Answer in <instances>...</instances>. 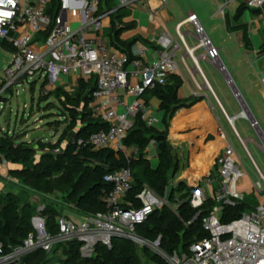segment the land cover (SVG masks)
Returning <instances> with one entry per match:
<instances>
[{"label":"built area","instance_id":"built-area-1","mask_svg":"<svg viewBox=\"0 0 264 264\" xmlns=\"http://www.w3.org/2000/svg\"><path fill=\"white\" fill-rule=\"evenodd\" d=\"M50 1L0 0V13H7L0 15V50L5 74L0 100L6 99L5 94L13 88L35 84L38 77V82L44 78L47 95L62 86L64 77L75 76L78 82L93 81L90 108L96 117L109 124V128L92 134L87 142L95 150H112L133 158L131 154L128 155L130 148L125 146V140L136 117L141 115L149 127L156 124L152 108L143 102L147 92L153 91L158 84H165L172 74L186 73L198 90L206 87L213 93L200 68L198 52L205 51L208 60L217 62L220 51L207 36L197 15L191 14L177 28V35L189 59H177L179 45L164 34L159 39L160 60L145 63L141 59H131L101 39L103 20L111 14L100 12L101 0H83L80 11L82 20L78 29L72 28L61 13L57 17L49 14ZM118 2L121 7H129L133 3L132 0ZM162 2L166 4L167 0ZM231 4L244 5L248 10L260 12L264 22V0H226L219 13L225 14ZM187 25L193 28L197 40L193 47L185 41ZM87 32L96 37L88 39ZM6 51L11 57H6ZM198 77L202 79V84L198 82ZM261 83L264 86V72ZM17 95L21 94L17 92ZM0 110L3 107L0 106ZM241 116L253 130L259 129V123L245 111ZM229 123L256 172L257 180H252L254 192L261 195L258 198L264 201V174L255 164L246 140L239 135L230 119ZM217 137L226 142L218 168L193 188L189 198L195 210H201L207 203L213 205L202 218V226L209 236L197 240L187 250L167 254L161 248L162 237L156 242H149L137 235V225L144 223L158 208L169 206V201L145 187L139 196L142 207H133L128 200L134 183L133 174L130 169L123 168L105 178L107 183L113 185V190L101 199L106 205L105 213L86 216L80 221L61 216L57 219V235L51 234L46 219L36 214L32 219L34 232L22 246L7 251L0 241V264H23V259L36 250L50 254L55 246L70 242L81 244L83 258H92L98 245L112 248L113 240L117 238L130 240L142 249L148 248L167 264H264V202L249 209L250 213L245 212L239 219L223 223L226 208L236 207L246 200L238 186L247 170L222 127L218 128ZM43 209L39 208V211ZM200 216L201 213L195 220Z\"/></svg>","mask_w":264,"mask_h":264},{"label":"trees","instance_id":"trees-1","mask_svg":"<svg viewBox=\"0 0 264 264\" xmlns=\"http://www.w3.org/2000/svg\"><path fill=\"white\" fill-rule=\"evenodd\" d=\"M61 8L60 0H51L48 12L57 17ZM247 10L246 6L240 5L234 19L238 21ZM227 22L230 23V19L227 18ZM234 29L244 31L245 44L249 47L250 39L245 26L239 25ZM183 84L181 76L172 74L165 84H158L153 91L144 95L161 101V110L165 112L163 123L167 128L181 106L178 92ZM93 89V81L79 80L76 96H71L63 88L49 94L65 106L68 113L64 119L68 126L56 142L44 138L28 142L23 141L26 136L6 132L0 134L1 159L21 167L10 171V179L17 181L21 190H30L40 196L63 195L78 214L93 217L106 212V205L101 199L113 190V185L105 181L106 176L128 168L134 179L128 197L133 207H142L139 196L145 187L169 201V206L158 208L144 223L137 225L139 237L149 242H156L162 237L161 248L167 254L187 250L197 240L208 237L209 233L202 226V218L213 205L207 203L201 210L193 209L189 198L194 189L185 183L172 184L179 171V160L173 154L167 131L159 132L147 126L138 115L125 140L127 148L137 150V158H128L124 153L117 154L112 150H95L87 142L92 134L109 128V124L96 117L90 108ZM152 142L157 145V167H153L147 158ZM247 210L246 202L226 208L223 223L239 219ZM199 213L201 216L195 220ZM36 214L46 219L51 234H58L57 219L61 216L56 206L47 205L39 211L32 202L23 200L22 193L9 191L4 196L0 195V241L7 251L22 246L34 232L32 219ZM80 247V243L70 242L57 245L55 251H62L64 264H167L158 254L148 248L142 249L127 239H114L112 248L98 245L92 258H83ZM53 253L54 250L47 254L39 249L27 255L22 263L52 264Z\"/></svg>","mask_w":264,"mask_h":264},{"label":"crops","instance_id":"crops-1","mask_svg":"<svg viewBox=\"0 0 264 264\" xmlns=\"http://www.w3.org/2000/svg\"><path fill=\"white\" fill-rule=\"evenodd\" d=\"M132 1L131 6L121 7L118 0H112L111 3L101 0V13H111L103 20L101 35V39L109 47L133 59H141L145 63L157 62L160 60L161 51L159 39L162 35L168 34L174 44L179 45L177 59H189L177 35V28L182 21L191 14H195L205 28L207 36L220 51V59L217 62L208 60L205 51L198 52L200 68L213 93L206 87L198 90L189 74H178L184 80L178 92L182 103L170 120L168 128L163 123L165 112L161 110V101L149 95L143 98L144 104L152 108V115L156 119L154 128L159 132L167 131L173 154L179 160V171L172 179V184L185 183L194 188L203 183L205 177L216 171L226 147V142L217 137L219 127L226 132L242 162L244 160L246 163L249 162V169L252 171L254 167L247 155L243 153V147L234 144L236 138L229 119L240 135L237 123L246 121L248 126L247 120L241 116L247 105L248 116L259 123V129L254 131L261 143L247 139L246 146L250 152L249 141H252L264 154V86L261 83L264 55L260 56L264 50V22L261 13L247 10L236 21L234 18L240 4H231L226 8L225 14L219 13L226 0H167L166 4L162 0ZM60 3L62 5L60 13L64 20L72 28H80L83 0H60ZM227 18L230 19V23L227 22ZM239 25L245 26L248 32L249 47L245 44L244 31L234 29ZM185 30L187 31L186 43L190 47L195 46L197 40L193 28L187 25ZM86 36L88 39L96 37L91 32H87ZM202 64L205 65V69ZM190 65H193L191 61ZM222 67H225L226 71ZM227 75L233 80L232 86L226 80ZM198 82L203 83L200 77ZM77 84L78 79L70 76L66 81L63 80L60 88H70ZM216 100L222 109L217 105ZM131 120L134 121L132 118ZM130 154L133 158L139 155L134 148L130 149L128 155ZM250 154L252 156L251 152ZM147 158L153 167L158 166L155 142L151 143ZM252 158L255 162L253 156ZM3 164L7 162L4 160ZM255 164L257 165L256 162ZM8 165H10L7 169L9 173L12 169L19 168H12L9 163ZM242 192L248 193L249 198L253 199L248 200L254 202L249 204L245 200L249 209L264 202L255 195L251 183L248 190ZM68 217L74 221L81 220L75 215Z\"/></svg>","mask_w":264,"mask_h":264},{"label":"rangeland","instance_id":"rangeland-1","mask_svg":"<svg viewBox=\"0 0 264 264\" xmlns=\"http://www.w3.org/2000/svg\"><path fill=\"white\" fill-rule=\"evenodd\" d=\"M250 12V10H248ZM6 57H11L9 51H6ZM205 69V65L202 64ZM68 77H64L63 79L66 81ZM5 82V74L3 71H0V86H2ZM45 83L44 78L41 81L35 83L34 85L25 84L20 88H13L7 94H5L6 99H1L3 101L0 105L3 107V110H0V134L1 133H9L10 135H21L24 137L23 141L34 142L31 141V136L35 132L49 133L52 136V139L48 140L49 142H56L62 132L66 130L68 124L64 122L65 117H68L67 108L63 106L55 97L47 95L43 90V85ZM64 90L70 94L71 96H76L78 90V84L70 87L64 88ZM17 92L20 94L25 92V103L21 104L20 96L17 95ZM47 99H44V97ZM11 110V114L8 117L7 121H5V117L8 113V110ZM248 126H246V121H241L237 123V128L240 132V135L244 140L250 139L256 143H261L259 137L256 132L250 128V123L247 121ZM72 136V133L70 137ZM236 138V137H235ZM254 142L249 141V149L252 153V156L255 159L258 167L264 174V154L256 147ZM235 146L242 147L238 139L236 138ZM36 147V145H33ZM243 153L245 154L244 150ZM246 156V154H245ZM245 159V157H244ZM247 160V159H246ZM4 160L0 159V172H2V177H0V195L4 196L9 191L16 192L18 194L22 193V198L24 201L32 202L37 208H42L47 205L56 206L60 211V216H77L81 219L84 217L78 214L73 205L69 204L66 200V197L63 195H54L50 197L40 196L35 194L30 190H21L19 183L15 180L9 179V170L10 165L3 164ZM244 168L247 170L246 176L241 179L239 182L238 190L245 195L247 203H254L252 198H249L248 193H244L242 191L248 190L249 184L251 183L253 188V181L257 180L256 172L254 168L249 169V162L244 160L243 162ZM11 167H19L11 164ZM20 168V167H19ZM174 184V183H173ZM254 191V189H253ZM255 193V192H254ZM257 197L261 196L257 193L255 194ZM264 195V194H263ZM255 208V207H254ZM250 213V210L247 211ZM70 218V217H68ZM72 219V218H70ZM56 247H54V253L51 255L53 258L52 264H64V255L61 250L55 251Z\"/></svg>","mask_w":264,"mask_h":264},{"label":"water","instance_id":"water-1","mask_svg":"<svg viewBox=\"0 0 264 264\" xmlns=\"http://www.w3.org/2000/svg\"><path fill=\"white\" fill-rule=\"evenodd\" d=\"M263 55H264V50L261 52L260 56H263ZM6 61H9V59L6 58ZM3 66H4V62H3V53H2V51L0 50V71H2ZM222 69H223L224 71H226V70H225V67H222ZM38 80H39V77L36 78L35 83H37ZM226 80H227V82H228L231 86L233 85V80H232V78H231L229 75H227ZM235 91L237 92L236 89H235ZM25 95H26L25 92L21 93V95H20V99H21V103H20V105L25 103ZM237 95H238V93H237ZM248 109H249L248 106L245 105V107H244V111L246 112L247 115H249V114H248V112H249ZM10 114H11V110L9 109V110H8V113H7L6 117H5V121H7L8 117L10 116ZM42 138H44V139H46V140H50V139H51V135H50L49 133L35 132V133L31 136V141H35V140H37V139H42Z\"/></svg>","mask_w":264,"mask_h":264},{"label":"snow or ice","instance_id":"snow-or-ice-1","mask_svg":"<svg viewBox=\"0 0 264 264\" xmlns=\"http://www.w3.org/2000/svg\"><path fill=\"white\" fill-rule=\"evenodd\" d=\"M0 15H7V13H0Z\"/></svg>","mask_w":264,"mask_h":264}]
</instances>
